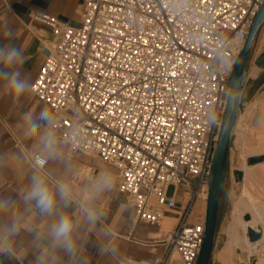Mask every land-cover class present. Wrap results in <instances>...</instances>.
I'll return each instance as SVG.
<instances>
[{"label": "built area", "instance_id": "obj_1", "mask_svg": "<svg viewBox=\"0 0 264 264\" xmlns=\"http://www.w3.org/2000/svg\"><path fill=\"white\" fill-rule=\"evenodd\" d=\"M80 1L78 28L34 15L55 42L32 93L66 115L72 108L86 114L90 135L74 153L93 154L118 170L134 223L160 225L163 210H179L163 255L136 264H170L173 254L195 264L204 218H189L206 201L228 80L264 0ZM222 46L231 73L214 66ZM211 113L217 125L210 129Z\"/></svg>", "mask_w": 264, "mask_h": 264}, {"label": "clouds", "instance_id": "obj_2", "mask_svg": "<svg viewBox=\"0 0 264 264\" xmlns=\"http://www.w3.org/2000/svg\"><path fill=\"white\" fill-rule=\"evenodd\" d=\"M15 38L9 22L0 25V92L18 100L31 94L34 81L25 68L26 50ZM214 61L217 72H232L223 46ZM242 87V78H234L230 99H238ZM67 112L47 105L24 111L15 124L19 150L0 152V171L11 170L19 180L14 192H0V257L22 261L30 252L29 264H92L85 254L89 244L100 257L120 255L115 230L105 224L106 197L119 187V173L104 165L82 174L74 150L89 138L87 116L75 108ZM207 123L215 128L217 115L209 114ZM94 232L96 241L82 235Z\"/></svg>", "mask_w": 264, "mask_h": 264}, {"label": "crops", "instance_id": "obj_3", "mask_svg": "<svg viewBox=\"0 0 264 264\" xmlns=\"http://www.w3.org/2000/svg\"><path fill=\"white\" fill-rule=\"evenodd\" d=\"M83 11L84 3L80 0H0V25L9 22L15 28V43L22 45L26 50L25 68L30 72L33 81L55 42L50 28L36 21L34 15L47 14L70 28H78L81 25ZM262 54H264V24L260 27L253 43L241 93L243 102L231 137L227 185H230L234 175L238 176L239 194L242 195L243 190L246 189L257 203L264 205V160L255 161L256 158H264V66L255 63ZM45 105L32 92L18 100L0 92V152L19 150L15 124L24 111L38 110ZM74 155L79 161L84 176L104 165H109L93 154L89 156L77 152ZM235 158L237 161L233 166ZM18 184V178L11 170L0 171V192L12 193ZM184 199L185 194H181L177 202L183 204ZM154 203L152 199V204ZM106 207L105 224L115 230L120 255L100 257L96 254V249L89 244L85 248V254L91 258L92 264H136L152 261L163 255L165 250L163 241L178 223V209L163 210L160 225L134 223V211L127 204L119 187L106 197ZM200 220L199 216L189 218L190 223ZM82 235L86 240H98V234L95 232L91 236L87 233ZM18 243L21 247L27 248L26 240ZM25 255L27 258L22 261L8 257H0V260L3 264H29L31 254L27 252ZM170 264H182V262L176 254H173Z\"/></svg>", "mask_w": 264, "mask_h": 264}, {"label": "water", "instance_id": "obj_4", "mask_svg": "<svg viewBox=\"0 0 264 264\" xmlns=\"http://www.w3.org/2000/svg\"><path fill=\"white\" fill-rule=\"evenodd\" d=\"M262 24H264V4L261 5L255 18L253 19L243 48L238 56L234 70L228 80L229 92L225 110L221 118V125L224 126L221 129L220 125L218 138L213 149L205 205L204 233L202 244L195 264L210 263L211 253L214 245L219 204L221 196L227 185L231 137L236 125L239 109L243 102V98L241 97L243 87L237 93L238 99H230V96L234 91L233 80L236 77L242 78L244 86L249 62L252 55V46L256 34L258 33ZM255 63L258 66H264V54L259 56ZM262 160H264V158L255 159V161ZM261 235L262 234L259 232L258 237H260Z\"/></svg>", "mask_w": 264, "mask_h": 264}, {"label": "rangeland", "instance_id": "obj_5", "mask_svg": "<svg viewBox=\"0 0 264 264\" xmlns=\"http://www.w3.org/2000/svg\"><path fill=\"white\" fill-rule=\"evenodd\" d=\"M91 156L90 153H86ZM236 158L233 161V166L236 165ZM238 176L232 177L230 185L226 186L220 200L217 225L215 231L214 245L211 253L209 264H257L259 260L264 259V247H262V235L258 237L257 231L253 229H244L238 222L239 218L243 221H250L252 214L250 210H245L243 215H239L234 211L236 202L241 195L237 189ZM172 188L168 194H171ZM198 201L193 207L191 216H199L201 219L205 215V204ZM201 204V207H200ZM250 211V212H249ZM248 217V219H247ZM236 224L241 237H245L249 241L252 253L249 254L246 250L240 248L228 247V239L232 233V225ZM242 227V228H241ZM254 244V245H253Z\"/></svg>", "mask_w": 264, "mask_h": 264}, {"label": "bare ground", "instance_id": "obj_6", "mask_svg": "<svg viewBox=\"0 0 264 264\" xmlns=\"http://www.w3.org/2000/svg\"><path fill=\"white\" fill-rule=\"evenodd\" d=\"M199 201H202V200H199ZM203 203L206 205V201L205 202L203 201ZM245 210L251 211V214H252L251 220L243 221L241 218H239L238 222L241 224V226L244 229H253L257 232H260L262 234V239H261L262 247H264V205L257 203L252 198V196L249 194V192H247L246 189L243 190L240 199L236 202L235 207H234V211L238 213L239 215H243V213L246 212ZM250 244L251 243L247 241L245 237H241L237 229V225L233 224L232 233L230 234L229 239H228V244H227L228 247H232V248L237 247L242 250H246L249 254H251L252 250L250 249ZM257 264H264V259L259 260V263Z\"/></svg>", "mask_w": 264, "mask_h": 264}]
</instances>
